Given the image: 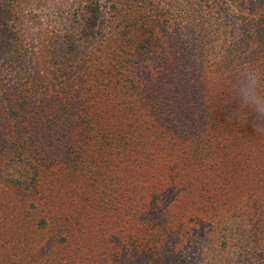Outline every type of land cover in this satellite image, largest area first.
Masks as SVG:
<instances>
[{
	"label": "trees",
	"instance_id": "16d2710c",
	"mask_svg": "<svg viewBox=\"0 0 264 264\" xmlns=\"http://www.w3.org/2000/svg\"><path fill=\"white\" fill-rule=\"evenodd\" d=\"M0 181L50 264H264V0H0Z\"/></svg>",
	"mask_w": 264,
	"mask_h": 264
},
{
	"label": "rangeland",
	"instance_id": "374dc122",
	"mask_svg": "<svg viewBox=\"0 0 264 264\" xmlns=\"http://www.w3.org/2000/svg\"><path fill=\"white\" fill-rule=\"evenodd\" d=\"M23 202L25 194L0 181V264H50V233L21 214Z\"/></svg>",
	"mask_w": 264,
	"mask_h": 264
}]
</instances>
